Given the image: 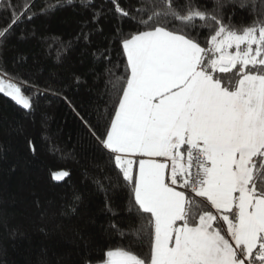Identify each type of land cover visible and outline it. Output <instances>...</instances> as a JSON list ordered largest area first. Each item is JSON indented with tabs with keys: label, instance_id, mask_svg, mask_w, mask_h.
Returning <instances> with one entry per match:
<instances>
[{
	"label": "snow or ice",
	"instance_id": "obj_1",
	"mask_svg": "<svg viewBox=\"0 0 264 264\" xmlns=\"http://www.w3.org/2000/svg\"><path fill=\"white\" fill-rule=\"evenodd\" d=\"M77 2L95 28L85 25L76 39L90 43L111 18L106 39L124 58L121 74L119 64L103 70L113 97L107 118L102 110L93 124L80 118L106 152L114 186L130 190L134 214L127 229L112 222L106 233L127 235V246L97 257L86 243L80 264H264V0H45L39 10L0 0V49L24 20ZM244 12L249 20L235 19ZM100 57L111 60L107 46ZM15 79L0 65V93L31 110L27 81ZM105 208L117 214L107 196ZM145 241L146 254L133 250Z\"/></svg>",
	"mask_w": 264,
	"mask_h": 264
},
{
	"label": "trees",
	"instance_id": "obj_2",
	"mask_svg": "<svg viewBox=\"0 0 264 264\" xmlns=\"http://www.w3.org/2000/svg\"><path fill=\"white\" fill-rule=\"evenodd\" d=\"M28 2L39 10L45 0ZM90 16L78 2L57 7L15 26L0 49V65L15 82L27 81L22 90L33 105L25 110L0 93V264H80L86 243L99 257L101 250L129 242L127 235L109 238L106 233L113 232L112 222L121 229L133 223L134 214L127 210L130 190L114 186L117 174L80 118L93 124L98 110L107 118L113 97L103 70L119 64V75L124 65L119 45L106 39L111 18L101 22L103 33L92 32L90 43L76 39L85 25L95 28ZM235 19L250 17L244 12ZM4 23L5 14L0 13V26ZM21 32L28 38L19 39ZM106 46L110 61L97 58ZM21 56L26 57L22 66L15 63ZM62 169L70 176L54 181L51 173ZM76 195V212L64 214L71 211ZM106 196L115 216L105 208ZM133 250L146 254L147 242Z\"/></svg>",
	"mask_w": 264,
	"mask_h": 264
},
{
	"label": "rangeland",
	"instance_id": "obj_3",
	"mask_svg": "<svg viewBox=\"0 0 264 264\" xmlns=\"http://www.w3.org/2000/svg\"><path fill=\"white\" fill-rule=\"evenodd\" d=\"M65 179V178H64Z\"/></svg>",
	"mask_w": 264,
	"mask_h": 264
}]
</instances>
